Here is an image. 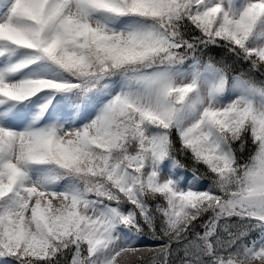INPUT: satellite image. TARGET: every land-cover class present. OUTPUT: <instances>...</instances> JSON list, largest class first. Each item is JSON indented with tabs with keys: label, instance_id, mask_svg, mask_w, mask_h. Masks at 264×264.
I'll list each match as a JSON object with an SVG mask.
<instances>
[{
	"label": "snow or ice",
	"instance_id": "snow-or-ice-1",
	"mask_svg": "<svg viewBox=\"0 0 264 264\" xmlns=\"http://www.w3.org/2000/svg\"><path fill=\"white\" fill-rule=\"evenodd\" d=\"M0 264H264V0H0Z\"/></svg>",
	"mask_w": 264,
	"mask_h": 264
},
{
	"label": "trees",
	"instance_id": "trees-1",
	"mask_svg": "<svg viewBox=\"0 0 264 264\" xmlns=\"http://www.w3.org/2000/svg\"><path fill=\"white\" fill-rule=\"evenodd\" d=\"M245 155H247V153H245ZM253 238H255V234H253ZM70 258V257H69Z\"/></svg>",
	"mask_w": 264,
	"mask_h": 264
}]
</instances>
